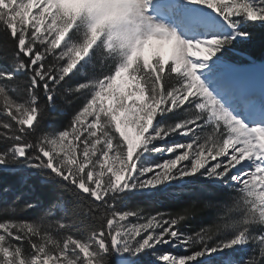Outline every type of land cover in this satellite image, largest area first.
<instances>
[{
  "label": "snow or ice",
  "instance_id": "obj_1",
  "mask_svg": "<svg viewBox=\"0 0 264 264\" xmlns=\"http://www.w3.org/2000/svg\"><path fill=\"white\" fill-rule=\"evenodd\" d=\"M258 28L264 0H0V175L27 189L0 264H264V63L233 55Z\"/></svg>",
  "mask_w": 264,
  "mask_h": 264
},
{
  "label": "trees",
  "instance_id": "obj_2",
  "mask_svg": "<svg viewBox=\"0 0 264 264\" xmlns=\"http://www.w3.org/2000/svg\"><path fill=\"white\" fill-rule=\"evenodd\" d=\"M255 37L254 39L248 43L247 45H244L243 47L237 49V52L234 55V58L236 61H239L241 63H248L250 61H255L256 63L264 62V28H258L255 30ZM68 117L64 115H57V118L51 120L48 122V124L45 125L46 128H59L62 126V124H66ZM8 187L11 189L10 192L7 194H4L3 188ZM21 191H27L26 188H22L20 184L17 182L16 177L13 174H7L0 175V198L8 199L9 201L15 199V195L18 194ZM24 199H27V197H22L21 201L18 203H22ZM43 199V197H42ZM14 206V205H9ZM141 206L147 207V204H142ZM154 208H159L162 211L167 212H174L177 211V202L174 201H164L161 204H155L153 205ZM41 213H38L37 211H32L29 213H20L18 214L17 218L19 219H37L38 216ZM199 221L194 220L191 222V224H195Z\"/></svg>",
  "mask_w": 264,
  "mask_h": 264
},
{
  "label": "rangeland",
  "instance_id": "obj_3",
  "mask_svg": "<svg viewBox=\"0 0 264 264\" xmlns=\"http://www.w3.org/2000/svg\"><path fill=\"white\" fill-rule=\"evenodd\" d=\"M170 50H171V46L167 45V44H165V45L150 44V45H147L145 47L143 55L146 58H148V59H151V58H153L156 55L163 56V57H165L167 59V57H168V55L170 53ZM121 83H122V86L127 87L126 82H121ZM237 118H240L242 121L246 120V114L241 110ZM180 139L183 140L184 138H180ZM201 226H203V227H212V225L209 224V223L201 224V222L199 221V222H197L195 224H190L189 227H187L185 229V231L194 232L195 230H198L199 227H201ZM170 251L173 252V253L177 252L176 249H171ZM239 255L240 254H237V256H239Z\"/></svg>",
  "mask_w": 264,
  "mask_h": 264
},
{
  "label": "bare ground",
  "instance_id": "obj_4",
  "mask_svg": "<svg viewBox=\"0 0 264 264\" xmlns=\"http://www.w3.org/2000/svg\"><path fill=\"white\" fill-rule=\"evenodd\" d=\"M262 63H264V62H262Z\"/></svg>",
  "mask_w": 264,
  "mask_h": 264
}]
</instances>
